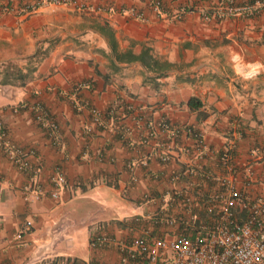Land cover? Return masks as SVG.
<instances>
[{
  "label": "crops",
  "instance_id": "crops-1",
  "mask_svg": "<svg viewBox=\"0 0 264 264\" xmlns=\"http://www.w3.org/2000/svg\"><path fill=\"white\" fill-rule=\"evenodd\" d=\"M42 1L23 17L0 13V124L35 148L33 179L45 191L35 199L23 189L26 175L0 149V264H136L90 246V235L160 236L167 217L191 221L199 200L223 190V150L235 187L263 192L264 10L205 19L226 0H162L158 13L150 0ZM16 69L27 77L1 81ZM190 96L203 115L185 106ZM35 100L55 117L58 146L22 106ZM87 106L112 109L103 127ZM56 164L65 181L51 198Z\"/></svg>",
  "mask_w": 264,
  "mask_h": 264
},
{
  "label": "built area",
  "instance_id": "built-area-1",
  "mask_svg": "<svg viewBox=\"0 0 264 264\" xmlns=\"http://www.w3.org/2000/svg\"><path fill=\"white\" fill-rule=\"evenodd\" d=\"M53 3H76L84 5L80 0H51ZM43 3L42 0H0V13L10 12L23 17ZM162 0H150L149 7L155 13L161 9ZM109 8V7H108ZM136 17L142 18L143 12L129 9ZM264 10V0H252L237 4L234 0H226L223 7L217 6L210 13L203 14V18L210 19L224 16L242 15L251 17ZM81 82L77 86H81ZM85 104L80 101L73 103L74 108L81 109ZM32 112V119L42 130L48 144L58 146L60 143L59 125L51 112L44 105L35 100L22 104ZM91 124L103 127L112 109L100 110L94 106H87ZM159 126L170 129L168 123L160 121ZM190 132V127H183ZM84 130L88 132L90 126ZM174 136L177 129H170ZM196 140V149L202 144L199 134L192 133ZM164 145V143H162ZM0 149L7 161L18 171L26 175L23 189L30 190L33 198L45 194L42 186L33 177L37 167L33 166L30 158L35 154L33 146L22 147L12 141L6 128L0 124ZM161 159H167L166 153L160 154ZM219 160L226 168L225 176L220 181L224 187L220 194L201 199V210L192 213L189 222L167 217L170 225L169 233L160 236H135L130 239H119L115 236L93 232L89 237L92 247H114L127 259L136 264H264V189L256 196H249L243 190L235 187L232 167L227 150L220 151ZM1 177V176H0ZM65 181L61 166L56 164L48 177L50 187L48 194L51 198L58 196L57 187ZM27 228V225H24ZM20 237V233L16 234ZM86 264H99L90 260Z\"/></svg>",
  "mask_w": 264,
  "mask_h": 264
},
{
  "label": "trees",
  "instance_id": "trees-1",
  "mask_svg": "<svg viewBox=\"0 0 264 264\" xmlns=\"http://www.w3.org/2000/svg\"><path fill=\"white\" fill-rule=\"evenodd\" d=\"M146 52V49L142 51V54H144ZM142 54H138V55H132V58H139L141 60H143L142 58H140L142 56ZM34 67L31 66L29 68H27V72H30L31 70H33ZM28 75V73L26 72H21L19 71V69L16 70H10V72H6L4 73L3 78L1 79V81H6L9 77H16L19 81L24 80V78H26ZM185 106L189 109V110H196L197 115L199 114L198 112H200V110L198 109L199 106L201 105V101L196 97V96H190L185 102ZM199 115H203V113L201 112V114Z\"/></svg>",
  "mask_w": 264,
  "mask_h": 264
}]
</instances>
